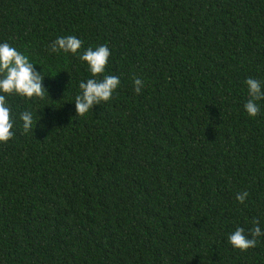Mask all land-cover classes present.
<instances>
[{"label": "trees", "instance_id": "16d2710c", "mask_svg": "<svg viewBox=\"0 0 264 264\" xmlns=\"http://www.w3.org/2000/svg\"><path fill=\"white\" fill-rule=\"evenodd\" d=\"M69 35L78 54H50ZM5 42L47 93L6 96L0 264H264V235L228 243L264 232V100L244 108L246 79L264 90V0H0ZM103 44L120 85L76 116L79 56Z\"/></svg>", "mask_w": 264, "mask_h": 264}, {"label": "clouds", "instance_id": "9594fccd", "mask_svg": "<svg viewBox=\"0 0 264 264\" xmlns=\"http://www.w3.org/2000/svg\"><path fill=\"white\" fill-rule=\"evenodd\" d=\"M81 45V40L74 35L59 37L49 46V52L50 54L63 52L76 55ZM110 56L111 52L107 44L100 45L95 49L88 48L79 56L80 60L87 64L92 78L79 83L80 93L75 96L74 101L76 116L83 117L95 105L110 101L113 93L119 87V77L103 75ZM101 76L102 79L97 78ZM132 79L135 93L140 94L144 86L143 81L138 77ZM43 80L44 76L35 71L34 63L30 62L26 55L7 42L0 43V144L8 143L14 136L11 108L6 102V96H19L27 100L43 99L47 93L42 86ZM245 84L248 88L249 99L244 108L248 116L254 118L260 112L257 101L264 100V90H262L261 82L253 78L246 79ZM20 120L23 122L24 133L32 130L33 116L31 112H22ZM247 196V192L237 193L236 200L239 203H244ZM259 223V220L253 221L254 227L250 230L251 238L245 235L243 228L237 227L228 236V243L234 250L240 252L254 248L257 238L264 235Z\"/></svg>", "mask_w": 264, "mask_h": 264}]
</instances>
